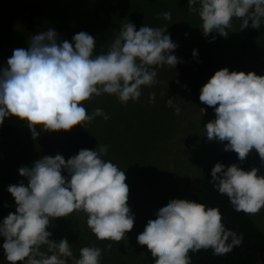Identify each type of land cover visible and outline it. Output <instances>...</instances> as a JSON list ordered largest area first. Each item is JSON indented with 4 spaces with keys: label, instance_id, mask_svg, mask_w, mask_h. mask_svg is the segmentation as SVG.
Returning <instances> with one entry per match:
<instances>
[{
    "label": "clouds",
    "instance_id": "9594fccd",
    "mask_svg": "<svg viewBox=\"0 0 264 264\" xmlns=\"http://www.w3.org/2000/svg\"><path fill=\"white\" fill-rule=\"evenodd\" d=\"M188 11L198 13L205 36L216 32L226 37L234 18L241 20V31L258 29L264 22V0H188ZM161 15L171 19L170 12ZM166 28L144 25L137 31L133 23L122 21L107 51L96 55L95 38L83 31L71 42L58 39L51 28L32 35L28 46L14 48L7 67L0 69V124L7 117L25 121L35 138L36 125L68 131L98 116L109 119L99 108L89 115L82 102L102 94L114 95L124 105L138 101L142 87L158 83V68H175L179 62L170 54L178 45ZM192 55L196 57V50ZM173 100H167L169 107ZM199 100L216 113L205 126L208 140L227 141L224 150L235 151L241 161L255 149L264 162V76L218 70L201 88ZM106 154L101 145L95 151L81 149L67 161L57 154L19 168L27 185L7 188L17 207L0 223L8 264H100L98 247H83L76 258L66 238L49 239L50 221L74 212L87 215V227L98 240L125 238L134 225L126 203L129 189L124 171L105 160ZM62 169L70 176L67 182ZM257 173L256 168L244 171L236 164L225 168L217 163L209 183L227 196L235 211L255 215L264 208V176ZM242 241V235L226 229L218 208L183 199L160 208L137 236L155 264H191L189 253L202 249L222 256Z\"/></svg>",
    "mask_w": 264,
    "mask_h": 264
},
{
    "label": "rangeland",
    "instance_id": "374dc122",
    "mask_svg": "<svg viewBox=\"0 0 264 264\" xmlns=\"http://www.w3.org/2000/svg\"><path fill=\"white\" fill-rule=\"evenodd\" d=\"M166 11L171 13L170 20L162 18ZM122 21L133 23L137 31L144 25L167 27L165 34L178 45L170 54L179 62L175 68H158V83L142 87L138 101L124 105L116 96L102 94L82 102L89 115L99 108L109 116L107 120L98 116L84 127L76 125L68 131H46L36 125L35 138L25 124L0 136V223L17 207L7 188L27 185V178L19 174L20 167L31 168L38 159L57 154L67 161L81 149L95 151L103 145L107 147L103 158L126 176V203L134 217L133 228L120 242L98 240L81 211L52 219L46 229L51 233L49 239L58 242L66 238L76 258L81 248L98 247L102 250L100 264H155V257L146 245L138 244L137 236L170 200L191 201L185 181L204 173L221 144L206 137L205 126L215 120L216 113L199 100L201 88L224 68L264 76V32L244 40L234 18L226 37L216 32L205 36L198 13L188 11V0H0V30L16 28L27 44L32 35L50 28L58 39L69 42L83 31L95 38L96 55L107 51ZM169 98L174 99L171 107L167 105ZM256 169L264 176V166ZM61 174L66 182L70 179L66 170ZM249 216L264 232V208ZM3 243L2 237L0 264H8ZM109 243L110 249L105 247Z\"/></svg>",
    "mask_w": 264,
    "mask_h": 264
},
{
    "label": "trees",
    "instance_id": "16d2710c",
    "mask_svg": "<svg viewBox=\"0 0 264 264\" xmlns=\"http://www.w3.org/2000/svg\"><path fill=\"white\" fill-rule=\"evenodd\" d=\"M237 21L240 35L244 40L256 38L264 32V22L258 29L248 27L241 31V20L237 19ZM27 46L26 38L21 31L9 27L1 29L0 69L7 67L6 61L14 48ZM242 72L247 74L243 70ZM205 108L215 113L214 107L210 108L205 105ZM25 124H27L25 121L15 117H7L3 124H0V136L10 134ZM227 143V141L221 142L204 173L189 177L185 181L184 188L189 192L191 201L204 204L206 208H218L226 229L242 235L243 241L239 246L234 247L231 252L222 256L214 255L211 249L189 253L191 264H264V232L248 214L235 211L227 196L218 193L213 185L209 183L212 179L211 170L217 163L223 164L225 168L236 164L242 170L250 171L252 168L264 166V162L261 161L255 149H252L243 161L239 160L235 151L224 150ZM1 242L2 236H0V246Z\"/></svg>",
    "mask_w": 264,
    "mask_h": 264
}]
</instances>
